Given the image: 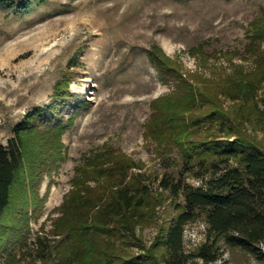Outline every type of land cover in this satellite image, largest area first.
<instances>
[{"label": "rangeland", "instance_id": "1", "mask_svg": "<svg viewBox=\"0 0 264 264\" xmlns=\"http://www.w3.org/2000/svg\"><path fill=\"white\" fill-rule=\"evenodd\" d=\"M262 12L264 0H15L0 6V143L28 110L54 100V84L65 74L72 94L61 110L64 122L72 119L59 135L58 155L39 172L36 198L20 235L1 247L0 264H60L52 221L74 167L93 150L109 146L124 153L151 180L164 171L177 175L176 153H157L145 135L150 102L174 88L171 76L151 63L149 49L158 48L183 74L211 87L238 68L255 67L254 55L244 50L251 22ZM218 96L229 110L239 102ZM81 99L87 102H76ZM242 127L264 151V127L245 121ZM175 212L170 198L157 204L152 219L135 227L141 247L127 248L135 254L149 250ZM203 238L202 220L184 226L185 251ZM218 244L219 255L208 264H264L222 240ZM152 250L161 262L162 246ZM195 260L186 264H203Z\"/></svg>", "mask_w": 264, "mask_h": 264}, {"label": "trees", "instance_id": "2", "mask_svg": "<svg viewBox=\"0 0 264 264\" xmlns=\"http://www.w3.org/2000/svg\"><path fill=\"white\" fill-rule=\"evenodd\" d=\"M14 2L0 0V6ZM250 29L244 51L254 55L255 67L238 68L211 87L183 74L158 48L149 49L151 63L171 76L174 88L150 102L145 135L157 153H176L179 173L164 171L151 180L139 163L109 146L84 156L50 229L58 235L54 252L60 264H186L196 258L208 264L219 255V240L264 263V151L242 127L243 121L264 127V12ZM68 81L67 74L61 77L54 100L28 110L0 143V249L20 235L39 172L58 155L59 135L72 119L64 122L61 116L71 100ZM218 94L239 102L229 110ZM166 198L176 212L149 250L131 252L129 243L141 247L136 225L150 221ZM198 219L204 222V238L185 251L184 226ZM116 238L123 243L116 245ZM155 246L163 248L161 262Z\"/></svg>", "mask_w": 264, "mask_h": 264}, {"label": "built area", "instance_id": "3", "mask_svg": "<svg viewBox=\"0 0 264 264\" xmlns=\"http://www.w3.org/2000/svg\"><path fill=\"white\" fill-rule=\"evenodd\" d=\"M263 245V244H262ZM263 247H264V245H263Z\"/></svg>", "mask_w": 264, "mask_h": 264}]
</instances>
